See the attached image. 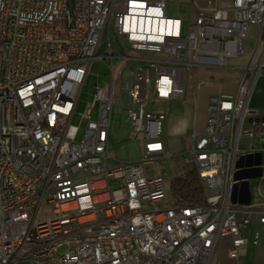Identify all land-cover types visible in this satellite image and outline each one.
Returning a JSON list of instances; mask_svg holds the SVG:
<instances>
[{
	"label": "built area",
	"instance_id": "built-area-1",
	"mask_svg": "<svg viewBox=\"0 0 264 264\" xmlns=\"http://www.w3.org/2000/svg\"><path fill=\"white\" fill-rule=\"evenodd\" d=\"M174 5L0 0V264H211L224 236L232 259L259 245V232H244L264 225V171L248 205L232 197L240 156L264 158V118L249 108L264 72V0H191L169 16ZM249 25L259 27L255 51L229 66L245 56ZM100 60L109 80L79 114L81 132L72 120ZM191 69L237 82L233 96L209 97L204 130L180 156L205 191L194 207L175 206L151 168L172 157L170 102L183 97ZM115 107L141 136L135 161L110 155Z\"/></svg>",
	"mask_w": 264,
	"mask_h": 264
},
{
	"label": "crops",
	"instance_id": "crops-1",
	"mask_svg": "<svg viewBox=\"0 0 264 264\" xmlns=\"http://www.w3.org/2000/svg\"><path fill=\"white\" fill-rule=\"evenodd\" d=\"M202 76L208 77L209 79H207L206 81H201L195 87H192L191 84L190 88L185 89V93L182 98L175 99L170 102V112L165 127V140L166 147L171 155L176 156L183 154L190 145L189 140L191 134L193 132H197V130L198 133L203 132L206 122V119H204L205 112H207V102L210 96L218 94L233 96L236 92L237 82L235 73H222L218 75L203 73ZM223 77H229L234 79L235 81L224 82L220 85H212L213 83H210L225 81ZM203 89L205 90L204 92L208 93V95H204V92L202 93ZM194 90L196 91L197 98L198 94H203V100L206 104V107H204L205 112L202 117L204 119L202 120V123H200L199 119L195 120L193 114L192 100H194V97L191 96V92H193ZM172 103L175 104L173 111H171L173 107ZM249 108L251 109L253 118H264V72L255 84L254 90L249 100ZM112 114L113 111L111 113V118ZM120 119L122 120L119 112V120ZM249 120H251V118L247 119L246 123L249 122ZM118 126H121L124 129V137L118 139L115 135H113L112 142L113 144L119 142L116 146L120 149V151L123 152V149H125V147H127V145L129 144V142L127 141V136H130L132 132L123 120L118 122ZM108 140L110 152V129ZM137 158L138 157L131 158L129 156H125L124 160L120 161L131 162L137 160ZM254 231L259 232V245L256 247L246 245L237 259H232L227 255V249L231 244V238L229 236L222 237L213 253L211 264H264V225L252 222L249 228L244 232V236L250 239L252 232Z\"/></svg>",
	"mask_w": 264,
	"mask_h": 264
},
{
	"label": "rangeland",
	"instance_id": "rangeland-1",
	"mask_svg": "<svg viewBox=\"0 0 264 264\" xmlns=\"http://www.w3.org/2000/svg\"><path fill=\"white\" fill-rule=\"evenodd\" d=\"M173 2L176 4L174 6H171L168 8V15L169 16H179L181 12L183 11L184 13L187 12V6L186 4H189L191 0H173ZM185 5V6H184ZM259 27L257 25H249L248 27V33H247V40H246V47H245V56L241 59H230L228 61L229 66H239V65H244L253 55L255 48H256V41H257V31ZM119 50H121V47H117ZM102 50L99 51V54H101ZM193 78L190 80H187L186 82V89L190 88V85L192 84V87H195L200 83L201 81H206L209 79L208 77L202 76L203 72L197 71L194 69H191L188 71ZM225 81L222 82H210L212 85H220L223 84L224 82H229V81H235L232 78L229 77H223ZM109 80V74L106 70L105 64L103 61H95L91 64L90 69H89V75L87 76V79L85 81V86L83 89V92L81 93L80 96V102L77 107V114L74 116L72 120V124L74 126L79 125V120L81 114L83 112V109L85 107V103L91 102L92 101V93L94 87H103L107 81ZM205 90H202V93ZM204 95H208V93L204 92ZM191 96L194 97L193 101V114L196 119H199L200 123H202V120L206 119V114L207 112L204 111V107H206L205 101L203 100V94L199 95L198 98L196 95V91L194 90L191 92ZM174 103V102H173ZM172 103V104H173ZM175 107V104H173L172 110ZM115 110H113L112 118H111V125H110V144H111V150H110V155L113 159L115 160H124L125 156H129L131 158H136L139 157L140 155V150H141V136L136 135V134H131L130 136H127V141L129 144L125 149H123V152L120 151L119 148H117L116 145H118L119 142H116V144H113L112 142V136L115 135L116 138H121L124 137V129L121 126H118V122L122 121L121 119L119 120V111L120 109L115 107ZM205 112V118L203 119V115ZM85 123L82 122L80 124L81 126V132L82 129L84 128ZM80 132V133H81ZM198 133L197 132H193ZM191 134V135H192ZM80 136H78L77 140H79ZM255 141V140H254ZM249 139L242 137L241 138V149H246L247 146L249 145ZM181 155H172L171 159L166 160V161H160L158 165H153L151 166L152 170L154 171L155 174H159L163 177L166 186H167V196L170 197L169 194V187L170 183L172 180L181 175L183 172H186L187 170H193L195 169L192 164H184L181 159ZM125 162V161H124ZM264 171V169H263ZM257 184H262V190L264 191V179H260Z\"/></svg>",
	"mask_w": 264,
	"mask_h": 264
},
{
	"label": "water",
	"instance_id": "water-1",
	"mask_svg": "<svg viewBox=\"0 0 264 264\" xmlns=\"http://www.w3.org/2000/svg\"><path fill=\"white\" fill-rule=\"evenodd\" d=\"M263 168L264 158H262L261 153H249L240 156L235 173L233 202H238L243 205L250 203V186L262 176ZM238 193L239 196L237 197L236 194Z\"/></svg>",
	"mask_w": 264,
	"mask_h": 264
},
{
	"label": "trees",
	"instance_id": "trees-1",
	"mask_svg": "<svg viewBox=\"0 0 264 264\" xmlns=\"http://www.w3.org/2000/svg\"><path fill=\"white\" fill-rule=\"evenodd\" d=\"M175 206H200L205 202V191L196 170H187L175 177L169 187Z\"/></svg>",
	"mask_w": 264,
	"mask_h": 264
}]
</instances>
